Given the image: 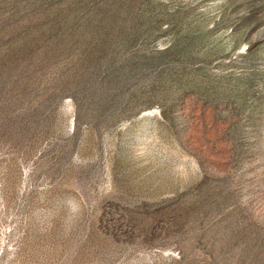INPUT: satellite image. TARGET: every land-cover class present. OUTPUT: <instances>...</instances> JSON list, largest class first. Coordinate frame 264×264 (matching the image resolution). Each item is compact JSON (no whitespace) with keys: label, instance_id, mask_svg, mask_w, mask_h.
Masks as SVG:
<instances>
[{"label":"rangeland","instance_id":"1","mask_svg":"<svg viewBox=\"0 0 264 264\" xmlns=\"http://www.w3.org/2000/svg\"><path fill=\"white\" fill-rule=\"evenodd\" d=\"M0 264H264V0H0Z\"/></svg>","mask_w":264,"mask_h":264}]
</instances>
